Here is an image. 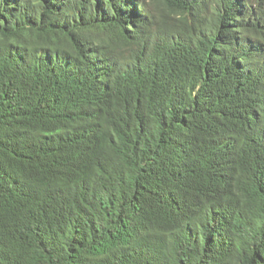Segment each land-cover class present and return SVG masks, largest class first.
<instances>
[{"label": "trees", "instance_id": "obj_1", "mask_svg": "<svg viewBox=\"0 0 264 264\" xmlns=\"http://www.w3.org/2000/svg\"><path fill=\"white\" fill-rule=\"evenodd\" d=\"M0 264H264V0H0Z\"/></svg>", "mask_w": 264, "mask_h": 264}]
</instances>
